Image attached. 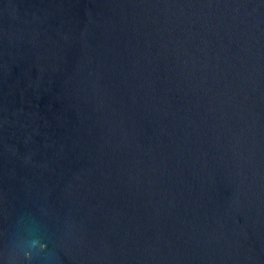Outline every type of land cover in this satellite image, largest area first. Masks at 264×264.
I'll use <instances>...</instances> for the list:
<instances>
[{"label":"water","instance_id":"obj_1","mask_svg":"<svg viewBox=\"0 0 264 264\" xmlns=\"http://www.w3.org/2000/svg\"><path fill=\"white\" fill-rule=\"evenodd\" d=\"M0 264H264V0H0Z\"/></svg>","mask_w":264,"mask_h":264}]
</instances>
